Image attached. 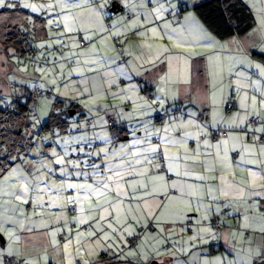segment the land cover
Here are the masks:
<instances>
[{
  "label": "crops",
  "instance_id": "obj_1",
  "mask_svg": "<svg viewBox=\"0 0 264 264\" xmlns=\"http://www.w3.org/2000/svg\"><path fill=\"white\" fill-rule=\"evenodd\" d=\"M188 2L192 4V8L196 5L194 0H182L183 9L179 12L181 17H175L176 25L172 24L171 19H166L165 16L159 18L152 16V20L146 16L132 19H128L126 16V19L121 23L120 17L113 18L112 25H109L111 34L108 39L106 35L100 37L107 48L101 53L99 63L88 74L89 80L85 85V93L76 95L77 100H84L88 104L81 103L80 105L77 100L70 99L76 103L78 108L85 111L84 124L82 121L81 124H77L79 128H72L70 125L69 133H61L64 136V143L67 144L68 140L65 135L71 133L70 141L72 147L76 148L77 156L72 153L65 154L66 164L64 165L56 163V160L62 156L52 160L30 159L28 156L25 161L9 164L0 162V193L18 191L24 184H28L30 188L28 203H21L10 196H0V205H3L0 207V217H3V220L0 221V228L4 229L0 232V252L4 253L2 259L11 251L18 253L15 257L19 258L22 264H69L68 253L63 250V245L68 240L71 241V248L68 250L72 254L71 264H84L85 260L89 264H103L101 263L103 257L109 255L106 252L112 254L118 252L115 247H108L113 244L112 239L101 241L102 246L95 252V255H93L94 253L89 254V251L85 252V249L89 247L86 246L88 242L97 239L96 237H87V232L81 236L79 243L76 242V235L84 233L76 231L75 226L78 225L76 218L82 216H79V213H82L81 207L84 208L83 212H86L87 201L83 199L85 194L81 190L82 198L79 203H76L78 211L73 216L69 210L73 203H68V197L75 195L77 190L61 189L59 186L85 182L95 184L98 179L103 180L104 177L112 175V172L105 170L100 177H94L91 174L95 173L97 169L91 166L85 169L86 171L82 170L83 173L89 175H75L74 173L78 171H74L78 168H73L72 165L79 163V169H83L82 166H86L84 161L88 160L91 161L90 165L94 162L99 164L101 169H106V166L115 169L116 165L124 164V170L147 172L146 176H126L125 180L143 182L148 184L149 188L152 187L151 178L154 174L163 175L169 185L175 181L184 186L183 192L171 187L167 189L170 196H175L176 199L177 197L190 196L189 193L192 189L188 186L197 190L198 184L204 183V186L208 184L211 193L214 190L211 187L215 186L216 190L213 192V196L217 200L220 199V201H215L221 203V206L218 211H213L218 213L214 220L218 219V222L223 220L227 229L221 230L224 232V236L216 239L219 250L211 253L207 250L203 254L194 256L190 254L193 251H188V248L187 251L181 252L171 245L168 247L162 236L147 229L151 223L148 224L147 219L144 218L138 219L137 222L134 221L135 223L131 221L124 228L132 230L131 226H136V230H132L133 235H125L128 248L133 246L135 250L131 251L136 255L129 256V250H127L120 255L124 258L118 264H147L152 260L164 264H213L221 258L226 262L234 261L235 264L244 263L243 256L239 254V237L233 236L229 230L231 226L239 224V214L246 211L255 214L259 220L263 219L260 222L264 223V210L261 205L264 202V195H255L257 191L264 192V187H262L264 186V155H261L260 152L262 145L257 143V134L261 132L253 133L252 129H256L258 125L250 124L253 117L258 120L264 117V108L259 103L255 109L251 107V98L255 97L259 102L264 94V78L262 79L255 72L256 70L260 72L262 67L256 66L252 68L253 71L247 72V77H250L247 86L242 84L243 79L239 82V44L231 47L225 46V44L222 47L217 44L215 39L218 37L205 26L198 16H194L190 12L182 13L184 9H189ZM134 21L137 25L135 27H133ZM153 28L157 29L158 35H153ZM117 33L120 34L117 35ZM42 36L43 38L44 36L48 37V32ZM205 36H211L213 39L209 41L205 39ZM243 37H232L226 40L235 41L238 39L239 41V38ZM5 44L3 38H0V106L3 107L13 104L19 89L30 88L27 83L32 79L30 69L26 70L22 65V62H27L28 58L22 55L17 48L8 47ZM78 47L83 50L88 49L89 46L80 44ZM220 49L237 55L235 59L233 56L234 70L229 73L217 71L216 64L220 60L218 54L212 60V53H216ZM122 56H125L123 62L121 61ZM196 60L204 62L205 74L197 82H194L192 66ZM241 76H246V73ZM35 89L37 88L35 87ZM145 90L154 92L155 101L160 108L166 109L177 105L176 107L181 106L182 113L167 122L169 124L166 123L162 127L157 126L152 117L154 108ZM104 97L108 98L109 103H106L107 100L105 101ZM231 100L237 101L238 108L228 112L227 104ZM48 107L50 104L47 97L39 99L37 112L45 121L49 119L46 116ZM257 111L259 117L254 114ZM111 115L117 116L122 123L120 131L118 130L119 133L116 135L106 128V120ZM87 118L94 119V124L90 127L87 124ZM74 121L76 122V118ZM241 121H243L242 124ZM236 125L240 126L236 127ZM259 126L264 127V124ZM245 128L249 130L245 132ZM213 129L227 131V135L219 139L220 141L227 139V145L222 146L219 150L214 147L217 141H213L211 138ZM77 131L85 132L73 138L72 134ZM205 131L208 133L207 146L204 145ZM164 137H168L169 140H185L189 150H192L194 146L198 149L196 162L183 160L177 162L181 172L185 170V166L188 167L190 170L188 176L178 177L173 171H166L163 167L167 164L166 157H163V162L155 159L152 164L133 163L131 168L128 167L129 162H134L137 159L135 156L137 151L142 152L144 148L157 144ZM235 137L240 138L235 139ZM137 140L143 141V143L136 144ZM91 147L93 148L91 149ZM165 147L170 148L173 153L179 151L181 156L184 155L182 147L171 144H165ZM52 152L54 153L53 148ZM87 153H91V155L89 156ZM97 153L101 155L98 156ZM225 154L226 159L222 160L221 158L225 157ZM245 161H254V163ZM40 162L48 166V169H52L53 166L58 170L55 171V174L47 171L36 174L35 171L38 168L36 165ZM7 166L8 168L4 170ZM21 168H27L29 171L25 170L21 173ZM14 169L15 171H13ZM65 170L67 172H64ZM69 170L74 173H69ZM245 183L247 188L244 187ZM244 189L250 192L251 197H255L257 203L260 200L259 208L251 210L249 207L244 211H239V201L244 202L241 195ZM128 190L130 191V189ZM112 195L116 194L113 192ZM159 196L163 197L164 195L146 196L144 200L126 197L123 200V208L137 214L148 213L149 207L151 211L156 208L162 210L166 202L163 207H157L161 204V199L158 200ZM239 197L241 198L239 199ZM93 200L95 204L99 202L97 197H94ZM41 201L43 203H40ZM12 209H17V211L13 213ZM190 216L194 217L195 215L190 214ZM9 218L18 220L19 223L11 224ZM74 227L76 230L73 229ZM143 228L146 229L145 233L137 239V229ZM53 231L57 233L55 237L51 235ZM8 232H15L19 239L9 238ZM61 234L65 235L64 239L60 237ZM97 236H100L99 232H97ZM134 237L136 240L131 241ZM54 240L58 243H54ZM115 241L119 243L120 238ZM258 244L263 254L264 238L260 237ZM147 245L154 246V250L148 249L149 252L145 253ZM158 245L160 246L157 247ZM77 248L81 251L80 255H77ZM95 257L97 258L95 259ZM113 257L116 258L114 255ZM246 262L248 264V259ZM253 264H258V261L254 259Z\"/></svg>",
  "mask_w": 264,
  "mask_h": 264
},
{
  "label": "rangeland",
  "instance_id": "obj_2",
  "mask_svg": "<svg viewBox=\"0 0 264 264\" xmlns=\"http://www.w3.org/2000/svg\"><path fill=\"white\" fill-rule=\"evenodd\" d=\"M194 1L198 4L205 0ZM189 2L192 3V1ZM245 2L250 7L256 19V26L254 29L245 37L239 38V41L238 39L230 41L218 38L215 40L220 46L225 44V46L231 47L239 44V82L243 79L242 84L247 86L250 78L249 76L247 77V72L253 71L252 68H255L256 66H261L262 69H264V64L252 57L253 52L264 54V0H245ZM6 3H12L13 6L11 8L16 5L24 8V3L35 5L38 11H33L31 8H24L28 10L31 15H35L31 16L29 20L32 23L34 21V24H36V21L38 24L42 22L46 26V29H48V37L46 36V39L37 40L35 42V46L38 50L37 55L29 57L25 63L24 61L22 62L23 67L26 70L30 69V73L32 75V79L27 83V85L31 89L40 87L39 89L42 91H50L53 93V97L51 99L46 94L41 97H47L49 100L50 107L46 110V116L48 117L55 99L65 98L68 100H77L76 95H82L85 93V85L89 80L88 74L91 73L95 65L99 63L101 53L107 48L103 43V39H100V37L101 35H106V38L108 39V36L111 34L109 25H112L113 18L120 17L121 23L126 19L128 13L133 15L129 19L146 16L148 19L152 20V16L155 18L165 16L166 19H171L172 24L176 25L177 23L175 21V17L177 16V13L183 9V6L181 5L182 0H6ZM62 4H67L68 7L62 8ZM188 7L189 9H184L182 13L190 12L192 15L198 16L192 8V4H189ZM1 9L2 8H0V10ZM69 28L71 30H69ZM86 37H91V39L86 40ZM81 40H84L87 43V46H89L88 49H79L78 46H80ZM41 44H43L44 47H40ZM92 49H94V51H91ZM217 54L220 57L219 62L216 64L217 71L220 73H229L234 70L233 61L237 56L235 53L226 52L225 50L220 49V51L212 53V60L215 59ZM92 60H95L96 63H90ZM255 72L259 74L262 79L264 78V75L261 74V70L260 72L258 70ZM244 73H246V76H241ZM53 81H55V83H53ZM20 91L21 89H19V93ZM104 100H107L106 103H109L108 98L104 97ZM77 101L80 105L81 103H83V105L88 104L84 100ZM71 118H76V122L72 121V124H70L71 127L79 128L77 124H81V121L82 124H84L86 117L81 118L78 113L74 112L72 113ZM31 121L33 125L35 123L41 127L47 122V120H43L42 116H40L38 112L31 116ZM157 126L162 127V125ZM106 128L110 131L108 127ZM83 132L85 131H77V133H73L72 136L74 135L73 138L78 137V134ZM40 136H42L40 139L39 136L33 139L35 147L31 149L30 159L37 158L38 160H41L46 158L48 160H52L62 156V158L66 160V153H72V155L77 156L76 148L72 147V143L70 141L71 133L65 135L67 137L66 139L68 140V144L66 142L64 143V136L58 128L42 133ZM52 148L54 152L57 153L56 156L53 155ZM92 148L93 147H91V149ZM26 159L27 157L21 161H25ZM90 162L91 161L85 160L84 163L86 166L83 165V169L78 168V170H75L74 172H83L82 170L91 166ZM36 166L38 167L35 171L36 174H42L46 171L48 173L55 174V171L58 170L53 166L52 169H48V166H45L42 162L38 163ZM7 168L8 166L5 167L4 170ZM25 170L28 169L21 168L20 172L23 173ZM64 172H67V170ZM74 172L69 170V173L71 174ZM204 185L205 183L198 184L196 195L190 194V196L184 198L177 197V201L175 202H169L170 197H167L166 199V196H159L158 200L161 199L163 204L166 202L163 209L161 210V208H156L151 211L149 207V211L146 214H137L134 211H127L123 208V200L126 199V197H120V200L117 201L120 205L119 211L116 212L114 209L110 208L109 211L113 212V216H109L108 220L113 223L114 227L119 228L120 225H118L114 219L115 216L119 215L123 221L122 227L125 228L131 221L135 223L134 221L137 222L138 219L146 218L147 223H151L149 226L150 230L156 232L159 236H162L165 239V245L168 247L171 245L173 248H177L181 252L187 251L188 248V251H193V253L190 254H193L194 256L203 254L207 250L214 251L213 249L219 248L217 240L224 236V232L222 231L227 228L224 224L225 222L221 220L219 223L222 226V231L218 230L214 220L218 213L213 211L219 209L221 206V203L215 202L220 201V199L217 200V198L213 196V192L216 190L215 186L211 187L214 189L211 193V191H209L208 184L207 186ZM244 185V187L247 188V184L245 183ZM112 193V191H109L108 195L100 198L99 202H102L105 199L114 200L116 195H112ZM241 195L244 198V202L239 201V211H244L249 207L251 210H255L260 207V200H258L257 203L255 201V197H251L249 191L244 189L241 192ZM94 197L95 196H92L90 199L92 204L96 205L93 202ZM240 198L241 197H239V199ZM261 205L263 206V203H261ZM180 213L183 214L181 215ZM190 214L195 216L191 217ZM74 215H76V213H73V216ZM81 215L88 219V223L82 225L78 224L75 226L77 230L75 227L73 229L84 233L92 231L100 233L99 227L95 226L96 221L93 217L98 218L101 213L98 211H91L88 207V201L86 212H82L81 214L79 213V216ZM261 220L257 219L255 214L252 212L246 211L239 214V224L231 226V229L229 230V232H232L233 236L237 235L239 237V254L243 256L245 260L244 263L239 262L240 264H247L246 259L249 258L250 253L254 254L259 251L262 254L261 248L258 244L260 237L261 239L264 238V231L260 230L264 227V223L260 222ZM100 227H103L104 231L113 236L115 240L120 238L108 229L107 221H101ZM131 228L132 230H136L135 225H132ZM161 228L163 231L160 230ZM204 228L210 229V232L205 233L202 231ZM137 232L136 237L138 238L141 234L145 233L143 229H137ZM193 237H195V239H192ZM147 244H150V242H147ZM86 246L89 247L88 249H85V252L89 251V254L94 253L93 255H95V252L99 250L102 245L101 241L100 243H97L96 240H94L93 242H88ZM159 246L160 245L157 247ZM132 247L129 249L128 246L120 244V248L123 249L122 251L118 250L115 254L106 252V254H109L107 256L113 257L114 255L116 259H112L110 262L102 260L101 263L118 264V262L122 259H117V255L120 256L127 250H135V248ZM147 247L148 248L145 250V253L149 252L148 249L154 250V246L149 247L147 245ZM96 258L97 257H95V259ZM147 264L164 263L152 260Z\"/></svg>",
  "mask_w": 264,
  "mask_h": 264
},
{
  "label": "trees",
  "instance_id": "obj_3",
  "mask_svg": "<svg viewBox=\"0 0 264 264\" xmlns=\"http://www.w3.org/2000/svg\"><path fill=\"white\" fill-rule=\"evenodd\" d=\"M183 4L184 3H182L181 5ZM193 9L195 10L200 20L205 24V26L216 37L222 40H226L232 37H243L250 31H252L256 26L255 16L253 15L250 7L245 2V0H205L196 4ZM180 15L181 14L178 13L177 17H181ZM31 16L35 15H31L28 10L20 7L19 5H16L13 8H2L0 10V38H3V40L5 41V46H13L17 48L20 53L26 58L34 57L37 55L38 50L35 46V42L37 40L46 39V36H44L43 38L42 34H46L48 30L42 22L38 24V22L36 21V24H34L35 22L33 21L32 23L29 20ZM131 17L127 15L128 19ZM82 41L84 40H81L80 44ZM86 45L87 43L85 42L84 46ZM252 57L264 64L263 53L253 52ZM121 61H125V56H122ZM204 74V62L202 60H196L195 62H193V81L197 82L203 77ZM39 88L29 89L27 87H22L20 93L15 95L16 98L13 100V104L11 106H0V139H2L5 144L11 149V155H9L6 159H0V162L9 164L12 162L21 161L24 158L30 156L31 149L35 146L34 142L33 145L29 148L27 154H21L22 146L20 144V137L25 129V121L26 119H30L31 121V116L37 112L39 99L44 94L48 95L50 98L53 97L52 92L42 91ZM145 91L151 92L150 90ZM29 93H41L36 104H31L28 98ZM151 93L154 96V100H150V103L154 108L152 117L157 125L163 126L171 119L176 118L179 114L182 113L180 107H176L177 105L166 109L160 108L159 104L155 101L154 92ZM230 102H228L227 104L228 112H232L233 110H236L238 108L236 107L232 110H229L228 105ZM155 105H158L159 111L162 112V116H164L159 120H157L155 117V111L158 110L157 108H155ZM175 108H179L180 112H178L177 114H173ZM74 112L78 113L81 118L84 117L83 115H85V111L82 108H78L74 101L65 98L55 99V101L53 102L52 112L50 113L47 122L42 127L34 123L33 126L39 128V132L34 138L38 136L41 137L40 135L42 133L52 131L57 128L60 129L61 133L63 134L69 133L70 124L72 123V121H74V118H71L72 113ZM116 118L118 120V124L115 128H110L108 126V121L106 120V125L113 135L118 134L120 131L119 128L122 127L120 119L117 116ZM252 119L258 120L255 117H253ZM251 120L250 124L254 125ZM86 121L89 127L94 124V119L92 118H87ZM257 125L258 124L254 126ZM261 135H264V133L257 134V137H260ZM257 143L261 145L264 144V142H260L259 139H257ZM163 159V157L159 158L160 161H162ZM262 209L264 210V204ZM69 210L72 214L77 213L78 207L76 204H71ZM215 222L218 230H221L222 226L220 225V223L217 220ZM149 226L147 227L148 230H150ZM145 230L146 229L143 228L144 232ZM62 236L64 239L65 235L61 234L60 237ZM133 240L134 238L131 241ZM213 250L217 251L219 250V248H215ZM214 251L211 250L210 253ZM262 255H264V252ZM105 257H107V255L104 256L103 259Z\"/></svg>",
  "mask_w": 264,
  "mask_h": 264
},
{
  "label": "snow or ice",
  "instance_id": "obj_4",
  "mask_svg": "<svg viewBox=\"0 0 264 264\" xmlns=\"http://www.w3.org/2000/svg\"><path fill=\"white\" fill-rule=\"evenodd\" d=\"M13 4L12 3H6V0H0V8H4V7H12ZM24 8H31L33 11H38V9H36L35 5L29 4V3H24L23 4ZM62 8H66L68 7L67 4H62L61 5ZM137 26L136 22H133V27ZM69 30H71L69 28ZM152 33L153 35H158L157 29L153 28L152 29ZM120 33H117V35H119ZM86 40H90L91 37H86ZM205 39L211 41L213 38L211 36H205ZM179 47V45H177ZM40 47H44L43 44L40 45ZM91 51H94V49H92ZM185 51H188L187 49H185ZM83 54V53H82ZM185 62L186 59H185ZM90 63L95 64L96 61L92 60L90 61ZM261 74L264 75V69L261 70ZM53 83H55V81H53ZM257 103L260 104V106L262 108H264V94H262V98L261 100L258 102L256 100L255 97L251 98V107L253 109L256 108ZM254 114L256 116L259 117V112H254ZM253 123H257L258 127L256 129H252L253 133L256 131H259L261 133H264V127H260V124H264V117L260 118L259 120H254L252 121ZM243 123V121H241V124ZM240 125H236V127H239ZM202 127H206V126H202ZM249 129L245 128L244 131L247 132ZM165 131H167V129H165ZM205 139H204V145L207 146L208 145V140H207V136L208 133L207 131H205L204 133ZM219 134L217 135V143L214 145V147L219 150L221 149L222 146H226L227 145V139H225L224 141H220L219 140ZM240 137H235V139H239ZM83 139V138H80ZM257 139H261V137H257ZM136 144H141L143 143V141L137 140L135 141ZM165 144H171L173 146H178V147H182L184 150V155L181 156L179 151L178 152H171V149L168 147H165ZM81 151H83V149H81ZM103 151V150H102ZM261 155H264V144H262L261 149H260ZM67 154V153H66ZM53 155L55 156L56 153L54 152ZM87 155H91V153H87ZM96 155H101L100 153H97ZM198 155V149L194 146L192 150H189L187 147V143L185 140H177V139H171L169 140L168 137H164L161 141H159L157 144L155 145H151L147 148H144L142 152L137 151L135 153V156L137 157V159L134 162H129L128 167L131 168L132 164H143V165H148V164H152V161L155 159H159L160 157H166L167 159V164L164 165L163 167L165 168L166 171H173L175 173L176 176H188L190 174V170L188 169L187 166H185V170L183 172L180 171L179 165H178V161H193L196 162V157ZM141 157H143V159H140ZM222 160L226 159V154L225 157L221 158ZM246 163H254V161H245ZM57 164L60 165H64L66 164V161L63 158L57 159L56 160ZM73 168H79V163H75L72 165ZM91 167H94L97 169V171L95 173H92L91 175L94 177H100L102 175V173L107 170L108 172H112V175L110 176H106L103 178V180H97L95 184H89L87 182L85 183H69V184H61L59 187L61 189L64 188H68V189H75L77 190L76 194L73 196L68 197V203H79L81 200V190L85 193V195L83 196V199L88 201V207L91 211L93 212H100L101 215L96 218L93 217V219L96 221V227H99V231L101 233L100 236H97V233L95 231L92 232H87V237L91 238V237H96V242L100 243V241H107L109 239L113 240V244L108 245L109 248L115 247L116 249H118L119 251H122L123 249L120 248V244L122 243L123 245L127 246L128 241L127 239H125V235H133V231L131 229H124L122 227L123 225V221L121 220V218L119 217V215L115 216L114 219L116 220V223L118 225H120V227H114L113 223L111 221L108 220L109 216H113V212L109 211L110 208H113L116 212L119 211V203H117V201L120 200V197H127L129 199H139V200H144L146 198V196H157V195H164L166 197H170L169 202H173L176 200L175 196H170V193L167 191V189L169 187H171L172 189H179L181 192H183L184 190V186L182 184H178L177 182L173 181L170 185L167 183V181L165 180V177L163 175H153L151 178V185L152 187L149 188L148 184L143 183V182H130L125 180L126 176H140V175H147V172H135V171H127L124 170L125 169V165L124 164H118L115 166V169L113 167H109L106 166V169H101L99 164L97 163H93L91 165ZM153 167H156V165H153ZM15 171V169L13 170ZM77 176H87L89 174L87 173H83V172H76L74 173ZM252 175H255V173H252ZM200 179H203V177H200ZM123 181V183H121ZM191 190V192L189 194L191 195H196L197 194V190L194 189L192 186H188ZM264 187V186H262ZM130 189V191L128 190ZM30 191V188L28 186V184H24L22 187L19 188V190H13L11 192H2L0 193V196H10L12 198H14L16 201H19L21 203H28V193ZM112 191L116 194L115 199L114 200H109V199H105L102 202H98L96 205H93L91 202L90 197L95 196L97 197L98 201L100 200V198L102 197H106L108 195V192ZM143 193V194H141ZM255 195L257 196H261L264 195V192H260L257 191L255 193ZM40 203H43V201H41ZM0 207H3V205H0ZM157 207H163V202H161V204L157 205ZM81 212L84 211V208L81 207ZM17 211V209H12V212L15 213ZM218 211V209H217ZM181 215L183 213H180ZM3 220V217H0V221ZM101 221H107V227L108 229L111 230L112 233H115L116 235H118L120 237V242L117 243L114 239L113 236H111L108 232L104 231L103 227H100V222ZM9 223L11 224H17L19 223L18 220H14L9 218ZM76 223L77 224H86L88 223V219L81 216V217H77L76 218ZM145 227H147V225H145ZM161 231H163V229H160ZM261 231H264V227H262L260 229ZM4 231L3 228H0V232ZM202 231H204L205 233L210 232V229L208 228H204ZM52 237H55L57 235L56 231H53L51 233ZM85 233H78L76 235V242L79 243L80 242V238L81 236H84ZM8 236L9 238L15 237L17 240L19 239L18 236H16L15 232H8ZM192 239H195V237H193ZM54 243H58L57 241H53ZM71 248V241H65L64 245H63V250L65 252L68 253V258H69V264H71V252L68 251ZM77 255L81 254V251L79 248H77L76 250ZM3 252H0V264H3ZM9 256H15L18 255V253H14L9 251L8 252ZM128 255L129 256H135L136 253L129 250L128 251ZM124 257H121L119 255H117V259H123ZM257 260L258 264H264V255H262L259 251L249 254V258H248V264H253V260ZM9 264H13V261L10 260ZM84 264H89V262L87 260L84 261ZM213 264H235V262H226L223 258L216 260L215 262H213Z\"/></svg>",
  "mask_w": 264,
  "mask_h": 264
},
{
  "label": "built area",
  "instance_id": "obj_5",
  "mask_svg": "<svg viewBox=\"0 0 264 264\" xmlns=\"http://www.w3.org/2000/svg\"><path fill=\"white\" fill-rule=\"evenodd\" d=\"M128 16H133L131 13L128 14ZM81 44L84 46L85 45V42L82 41ZM147 95H148V98L149 100H154V96L151 92H148L146 91ZM41 95V93H29L28 94V98L31 102L32 105L36 104L37 101H38V98L39 96ZM237 101L236 100H232L229 105H228V109L229 110H232L233 108H236L237 107ZM155 108L158 109V105H155ZM178 112H180V109L179 108H175L174 109V112L173 114H177ZM162 112L158 110L155 111V117L157 120L161 119L162 117ZM165 119H166V115H165ZM164 119V120H165ZM256 119H252V121H254ZM108 126L110 128H115L116 125L118 124V120L116 118V116H109L108 119ZM253 123V122H252ZM254 125H256L257 123H253ZM39 132V128L38 127H34L33 124L31 123L30 119H26L25 121V129L20 137V144L22 146V153L21 154H27L29 148L33 145V139L34 137L38 134ZM219 134V137L220 136H226L227 135V131L224 130V129H214V130H211V138L212 140H217V135ZM261 139H259L260 142H264V135H261L260 136ZM9 155H11V149L9 146H7L5 144V142L0 139V159H6ZM63 239V236L61 237ZM138 238V237H136ZM136 238L134 237V240H136ZM112 259H116L114 257H105L103 259L104 260H107L108 262H110ZM12 260L13 261V264H21L20 261L18 260V258H16L15 256H9V255H5L4 258H3V264H9V261ZM53 264H56V263H53Z\"/></svg>",
  "mask_w": 264,
  "mask_h": 264
}]
</instances>
